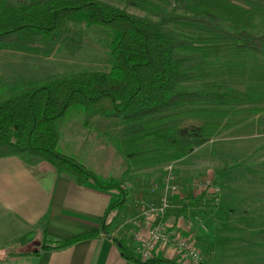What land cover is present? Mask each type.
Returning <instances> with one entry per match:
<instances>
[{"label":"trees","instance_id":"obj_1","mask_svg":"<svg viewBox=\"0 0 264 264\" xmlns=\"http://www.w3.org/2000/svg\"><path fill=\"white\" fill-rule=\"evenodd\" d=\"M124 1L125 7L105 0H0V45L51 39L66 21L102 26L112 35L114 63L109 71L54 74L0 98V158L38 155L79 184L92 181L100 189L117 191L119 197L102 220L107 234L108 219L122 211L127 188L99 178L59 151L60 123L68 110H82L84 125L91 130L104 129L102 120L128 124L124 138L114 142L131 168L179 161L264 111L237 107L247 93L233 85L247 78L252 53L264 56V5L175 0L182 10L175 6L164 11L150 0ZM130 6L153 7L157 18L131 13ZM214 199L205 193L189 195L181 214L200 205L216 206ZM44 233V250L98 235L93 231L55 240L46 229ZM126 240L118 241L120 250L134 264H180L165 257L143 260L135 254L132 238Z\"/></svg>","mask_w":264,"mask_h":264},{"label":"rangeland","instance_id":"obj_2","mask_svg":"<svg viewBox=\"0 0 264 264\" xmlns=\"http://www.w3.org/2000/svg\"><path fill=\"white\" fill-rule=\"evenodd\" d=\"M8 1L19 4L29 0ZM105 1L125 7L124 0ZM150 1L164 11H169L175 6L182 10L175 0ZM234 1L243 5H264V0ZM127 10L157 18L153 7L130 6ZM175 27L187 31L183 26ZM111 42L112 35L105 27L97 25L86 27L76 21H66L51 39L24 46L0 45V98L54 74L109 71L114 63ZM233 85L247 93V97L237 107L264 109V56L252 53L247 78L242 82L234 81ZM80 111L82 110L70 109L61 119V139L58 147L60 152L78 157L77 159L99 178L108 182L114 179L124 186V172L133 170L132 189L130 191L127 189V195L131 194L130 198L134 203L142 199L148 203H157L161 197L160 190L164 178L172 171L181 184V191L171 198V207L166 219L170 230L183 234V225L192 231L198 227L206 230V222L202 219L205 216L199 212L208 210L212 220L220 218L224 222V225L219 226L222 232L229 229L230 232L235 231L233 234L238 237V243L242 247L241 253L244 250L239 256L238 264H264V111L212 138L197 147L189 156L167 163L166 169H156L155 165L131 168L116 147L115 140L111 141L113 147H110L103 141L97 143L91 139L84 143L87 146L86 150L88 148L92 150H80L81 144L68 139L73 135L80 140L81 131L87 133L83 127L85 115ZM102 122L104 129L99 128L100 130L110 127L112 130L115 129L113 135L115 134L116 140L124 138V129L128 124H123L119 120ZM114 147L116 153L112 151ZM210 178L212 183L207 190L194 188V182ZM204 193L209 197H215L217 209L200 205L181 214L182 205L188 201L189 195L201 196ZM192 211L199 212L193 216L189 214ZM135 215H130L133 219L132 226L136 225L138 220ZM178 224L180 227H176ZM171 225H174L175 229ZM207 225L209 227V224ZM198 248L200 249L199 246ZM202 251L203 260L207 261L209 254L203 249ZM175 260H179L178 255Z\"/></svg>","mask_w":264,"mask_h":264},{"label":"crops","instance_id":"obj_3","mask_svg":"<svg viewBox=\"0 0 264 264\" xmlns=\"http://www.w3.org/2000/svg\"><path fill=\"white\" fill-rule=\"evenodd\" d=\"M83 127L87 133L82 130L80 140L73 135L68 137L81 144L80 150L85 151L84 142L91 139L113 147L111 141L115 139V129ZM114 148L112 151L116 153ZM89 150L92 148L86 151ZM155 167L166 169L167 165ZM133 173V170L124 172L125 187L129 191ZM118 197L117 191L100 189L92 181L79 184L72 175L61 172L56 165L38 155L22 153L0 158V264L4 261L8 264H134L124 257L118 241L130 238L135 226L131 224L130 215L136 214V219L141 217L140 200L132 202L129 194L122 211L110 215L109 223L113 222L110 234L102 229L103 217ZM207 207L217 209V204ZM198 212L189 214L195 216ZM199 213L205 216L202 219L206 222V230L198 227L192 231L185 225L182 228L183 234L193 239L201 252L203 249L209 254L203 264H238L244 250L241 253L238 237L233 234L235 231L222 232L219 226L224 222L220 218L212 220L208 210ZM171 227L175 229L174 225ZM44 229L47 236L55 240H67L93 231L98 235L65 248L44 250L41 249ZM176 255L174 250L165 248L158 257L176 259Z\"/></svg>","mask_w":264,"mask_h":264},{"label":"built area","instance_id":"obj_4","mask_svg":"<svg viewBox=\"0 0 264 264\" xmlns=\"http://www.w3.org/2000/svg\"><path fill=\"white\" fill-rule=\"evenodd\" d=\"M212 180L194 182V188L205 191ZM181 184L177 176L169 171L161 186V197L157 203L140 201L141 217L130 237L133 240L135 254L143 260L158 257L165 248L174 250L182 264H203V254L195 241L184 234L170 230L167 214L171 207V198L180 193Z\"/></svg>","mask_w":264,"mask_h":264}]
</instances>
